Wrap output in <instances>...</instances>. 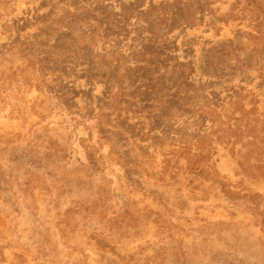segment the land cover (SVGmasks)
I'll return each mask as SVG.
<instances>
[{
    "label": "rangeland",
    "instance_id": "1",
    "mask_svg": "<svg viewBox=\"0 0 264 264\" xmlns=\"http://www.w3.org/2000/svg\"><path fill=\"white\" fill-rule=\"evenodd\" d=\"M0 264H264V0H0Z\"/></svg>",
    "mask_w": 264,
    "mask_h": 264
}]
</instances>
